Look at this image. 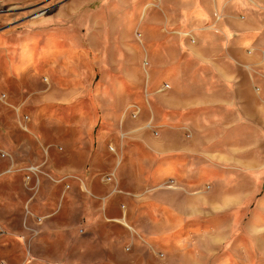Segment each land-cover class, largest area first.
Returning a JSON list of instances; mask_svg holds the SVG:
<instances>
[{"label":"crops","instance_id":"0c3cea01","mask_svg":"<svg viewBox=\"0 0 264 264\" xmlns=\"http://www.w3.org/2000/svg\"><path fill=\"white\" fill-rule=\"evenodd\" d=\"M74 2L95 9L82 14L71 8V23L62 30H14L6 36L10 30L1 29L0 91L8 90L5 79L18 82L29 70L52 78L53 69L68 64L62 69L71 67V174L102 203L86 214L99 222L86 219L84 226L166 244L182 262L216 261L209 258L213 252H203V240L219 230V216H231L229 229L243 215L250 229L264 224V0ZM152 9L160 15L148 20ZM6 21V28L15 25L11 16L0 15V23ZM171 24L177 29L169 30ZM141 27L148 34L143 51ZM64 29L71 46L60 53ZM48 39L57 46H44ZM92 71L99 79L95 86L92 73L87 75ZM40 91L41 103L59 102ZM132 104L140 109L139 119L127 114ZM3 160L8 166L1 176L24 175L26 185L21 170H49L44 161L23 168L13 156ZM112 174L115 181L105 183L103 177ZM97 181L114 188L99 190ZM113 234L99 240L109 245Z\"/></svg>","mask_w":264,"mask_h":264},{"label":"rangeland","instance_id":"374dc122","mask_svg":"<svg viewBox=\"0 0 264 264\" xmlns=\"http://www.w3.org/2000/svg\"><path fill=\"white\" fill-rule=\"evenodd\" d=\"M79 5L81 3H73V0H0V15L11 16V23H15L11 28H6L7 21L0 23V34L3 28L10 30L6 33L8 36L14 30L66 27L71 23V8L80 10ZM82 8L77 13L94 10L95 5ZM145 9L147 11L148 8ZM167 10L175 18V8ZM148 15L149 20L158 17L160 12L152 9ZM215 17L218 20L220 16ZM174 25L171 24L169 30L177 29ZM65 31L59 34L62 40L58 44L60 53L71 46L67 41L71 33ZM138 34L143 51L147 48L148 34L143 27L139 28ZM44 46L56 47L57 43L54 41L52 44L48 39ZM142 62L146 67L149 65L145 56ZM67 65L60 63L59 69H53L52 78L47 71L29 70L19 76L18 82L5 79L9 92L6 89L5 92L0 91V96L7 95L6 101H0V153H10L22 167L37 163V160L39 163L47 162L49 170L46 173L56 179L64 176L74 178V181H67L71 186L69 190L45 176H40L38 186L36 183L26 185L22 180L24 175L1 176L8 160L0 157V264H264V224L261 228L253 226L250 229L248 216L244 215L234 224L235 229H229L233 221L231 216L218 217L219 230L212 231V235L203 240V252H213L209 258L216 261L203 263L182 262L177 250L163 243L148 242L138 234L133 240L131 235L128 238L121 231L92 232L84 226L86 219L90 220L89 223L99 222L98 216L86 214L89 208L98 209L102 203L83 188L75 174H71V123L74 121L71 119V67L62 69ZM17 73L19 75L20 71ZM90 73L95 86L99 79H94L93 71L87 75ZM3 79L0 73V81ZM40 90L45 91L44 95L49 91L59 102L41 103L43 95ZM131 111L130 105L127 109L129 116ZM24 115L30 119L28 128L31 133L21 128ZM140 115L141 112L137 119ZM42 145L49 150V157L42 152ZM74 153L77 156L78 152ZM76 163L82 164V160L76 158ZM58 174L63 175L58 178ZM96 187L99 190L114 188L113 185L103 186L100 181ZM263 193L264 183L261 195ZM28 203L32 215L27 212ZM224 226L228 229L223 230ZM112 232L116 234L110 237L109 245L99 240V236L105 238ZM217 244L220 253L216 256ZM224 256L227 258L222 261Z\"/></svg>","mask_w":264,"mask_h":264},{"label":"built area","instance_id":"2783aa9c","mask_svg":"<svg viewBox=\"0 0 264 264\" xmlns=\"http://www.w3.org/2000/svg\"><path fill=\"white\" fill-rule=\"evenodd\" d=\"M167 88H168V86H165L164 90ZM0 100H6V96L5 95L0 96ZM131 110H132L131 111L132 118L137 119L139 114H140V109L137 106H131ZM18 112L20 113V110ZM22 120H23V122L21 124V128L25 132H28L27 125L30 121L29 117L24 115ZM149 127L152 128V125H149ZM155 135H156V133H155ZM0 155H1V158H3V159H11L12 160V156L8 153L1 152ZM21 171L25 173V181L27 184H30L33 181V179H35L36 185L38 186L40 176H45L46 178L50 179L52 182H54L56 184H59V185L63 184L65 186L66 190L70 189V186L68 185L67 181H69L72 177L64 176L60 179H54L51 175L45 173L40 166H35V165H30ZM103 181L105 183H113L115 181V177L113 174L109 175V176H105L103 178ZM174 184H175L174 181H171V182H169L168 187L172 188L174 186ZM27 212H29V211L27 210ZM28 214H31V213L29 212ZM39 221H42V219H39Z\"/></svg>","mask_w":264,"mask_h":264}]
</instances>
